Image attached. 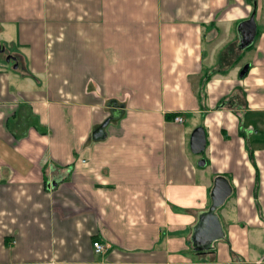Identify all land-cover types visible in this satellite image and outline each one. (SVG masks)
<instances>
[{
  "label": "crops",
  "instance_id": "obj_1",
  "mask_svg": "<svg viewBox=\"0 0 264 264\" xmlns=\"http://www.w3.org/2000/svg\"><path fill=\"white\" fill-rule=\"evenodd\" d=\"M263 262L264 0H0V264Z\"/></svg>",
  "mask_w": 264,
  "mask_h": 264
},
{
  "label": "water",
  "instance_id": "obj_2",
  "mask_svg": "<svg viewBox=\"0 0 264 264\" xmlns=\"http://www.w3.org/2000/svg\"><path fill=\"white\" fill-rule=\"evenodd\" d=\"M239 30L242 34L243 47L251 45L257 33L255 15L253 14L249 20L241 23ZM205 147V130L198 127L192 134L191 148L194 152L200 153ZM232 191L233 187L228 178L218 176L215 179L211 193L212 203L208 210L201 213L194 230L192 243L196 251H210L215 241L225 238L223 224L217 211L232 194Z\"/></svg>",
  "mask_w": 264,
  "mask_h": 264
},
{
  "label": "built area",
  "instance_id": "obj_3",
  "mask_svg": "<svg viewBox=\"0 0 264 264\" xmlns=\"http://www.w3.org/2000/svg\"><path fill=\"white\" fill-rule=\"evenodd\" d=\"M175 121H179L182 122L183 121V117L181 116H176L175 117ZM94 247H95V251L97 253H103L106 251V247L104 246L103 243H101L100 241H94Z\"/></svg>",
  "mask_w": 264,
  "mask_h": 264
},
{
  "label": "rangeland",
  "instance_id": "obj_4",
  "mask_svg": "<svg viewBox=\"0 0 264 264\" xmlns=\"http://www.w3.org/2000/svg\"><path fill=\"white\" fill-rule=\"evenodd\" d=\"M262 264H264V262Z\"/></svg>",
  "mask_w": 264,
  "mask_h": 264
}]
</instances>
